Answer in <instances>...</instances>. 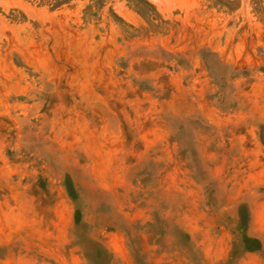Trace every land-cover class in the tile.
<instances>
[{
	"label": "rangeland",
	"instance_id": "1",
	"mask_svg": "<svg viewBox=\"0 0 264 264\" xmlns=\"http://www.w3.org/2000/svg\"><path fill=\"white\" fill-rule=\"evenodd\" d=\"M255 262L264 0H0V264Z\"/></svg>",
	"mask_w": 264,
	"mask_h": 264
},
{
	"label": "trees",
	"instance_id": "2",
	"mask_svg": "<svg viewBox=\"0 0 264 264\" xmlns=\"http://www.w3.org/2000/svg\"><path fill=\"white\" fill-rule=\"evenodd\" d=\"M41 1H44L46 4H49L52 7H60V6H63L65 4H69L71 2L77 1V0H41ZM79 1H82V0H79ZM88 7L89 6H85L84 7V9H83L84 10V13L87 12ZM94 13L92 11L91 12L89 11V12H87V15L88 14H93L94 15Z\"/></svg>",
	"mask_w": 264,
	"mask_h": 264
},
{
	"label": "crops",
	"instance_id": "3",
	"mask_svg": "<svg viewBox=\"0 0 264 264\" xmlns=\"http://www.w3.org/2000/svg\"><path fill=\"white\" fill-rule=\"evenodd\" d=\"M255 236L259 237L260 235H259V234H256ZM257 237H256V238H257ZM257 239H259V241H260V238H257ZM260 244H261V241H260ZM260 248H261V246H260ZM260 248H259V249H260ZM259 249H258V250H259ZM255 264H257V262H255Z\"/></svg>",
	"mask_w": 264,
	"mask_h": 264
}]
</instances>
